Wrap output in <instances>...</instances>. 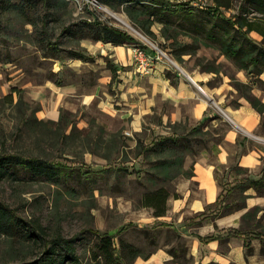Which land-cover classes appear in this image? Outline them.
Masks as SVG:
<instances>
[{"label":"rangeland","instance_id":"374dc122","mask_svg":"<svg viewBox=\"0 0 264 264\" xmlns=\"http://www.w3.org/2000/svg\"><path fill=\"white\" fill-rule=\"evenodd\" d=\"M97 1L93 5L87 0H0V154L35 155L63 165L53 180L10 166L0 178V202L23 219L39 222L47 236H75L78 261L63 264H105L97 247L102 233L112 237L119 253L121 244L138 249L133 258L123 252V264H136L135 258L146 259L157 251L168 256L160 264H264V228L251 222L254 214H248V225L255 228L247 229L251 233L245 237L243 260L209 262L203 257L207 240H201L191 254L183 228L162 223L152 215V208L139 205L143 192L158 186L172 190L173 177L166 178L157 166L161 159L197 153L212 131L223 126L194 131L187 118L163 122L153 111L143 116L141 130H131L129 118L106 108L105 100L118 92L116 55L105 53L104 42L95 40L87 27L96 19L133 35L136 42L128 46L138 74L146 71L138 70L132 47L139 45L150 53L157 46L164 52L159 61L179 72L201 73L208 87H223L231 105L240 99L252 107L250 99L256 98L263 111L252 108L260 115L259 132L264 134V72L256 75L251 66L239 68L206 37V30L226 31L216 17L230 16L239 0H232L230 8L197 0L202 1V7L197 5L202 9L185 8L191 17H172L165 35L158 21L149 24L148 33L139 28L126 14L125 4ZM248 35L261 40L255 31ZM209 103L214 105L212 100ZM185 134L188 142L181 139ZM162 135H176L179 151L171 155L169 150L150 149V141ZM178 168L175 165L172 171ZM236 195L230 194L226 206L240 203L242 194ZM222 199L220 213L225 208ZM230 233L229 229L211 233L219 240L221 253L227 252L230 241L237 244ZM34 240L33 232L0 228V264H33L42 256Z\"/></svg>","mask_w":264,"mask_h":264},{"label":"crops","instance_id":"0c3cea01","mask_svg":"<svg viewBox=\"0 0 264 264\" xmlns=\"http://www.w3.org/2000/svg\"><path fill=\"white\" fill-rule=\"evenodd\" d=\"M102 44L105 53L114 52V60L120 68L117 70V97L107 98L106 108L118 113L122 119L129 118L131 130H141L143 116L153 111L161 115L163 122L174 123L187 118L193 126L202 124L205 130L223 126L217 132L212 131L211 139L197 153L183 158L182 169L190 170L191 174L186 176L180 173L171 179L173 187L166 201V213L156 219L169 223L172 228H183L190 239L191 254L202 244L198 236L211 235L212 232L217 234L228 229H254L255 226L248 225V214H254L251 222L264 228V134L259 132V113L240 99L236 105H231L223 87H208L204 82L205 76L194 70L179 72L170 69L164 61H156L149 72L136 73L131 65V48L128 46L134 42ZM211 100L214 105L209 103ZM217 105L227 115L220 112ZM260 177L262 181L257 186L229 191L221 203L225 206L222 208L224 212L220 213V205L216 201L220 193L224 192V186ZM237 192L242 194L240 203L234 206L230 202L226 206V199L231 197L230 194L237 196ZM173 193L177 196H173ZM203 211L209 215L189 218ZM235 243L232 245L230 241L227 252L221 253L217 237L207 240L205 246L208 250L203 257L209 262L219 258L227 262L241 261L243 239L236 237ZM167 258L166 254L157 251L146 259L135 258L133 262L160 264Z\"/></svg>","mask_w":264,"mask_h":264},{"label":"trees","instance_id":"16d2710c","mask_svg":"<svg viewBox=\"0 0 264 264\" xmlns=\"http://www.w3.org/2000/svg\"><path fill=\"white\" fill-rule=\"evenodd\" d=\"M104 3L110 4V0H101ZM112 1V0H111ZM115 4H125V11L128 17L145 32L148 31L149 24L154 21L161 23L160 32L166 34L165 26L170 24L172 17H191L189 9H202L196 5H192L187 1H175L171 3L169 0H114ZM215 8L219 6L231 7L232 0H213ZM189 8V9H185ZM210 14L215 15L210 9L207 10ZM218 12V10H217ZM218 14V13H217ZM211 15V16H212ZM143 17V18H142ZM217 19L222 20L219 23L220 28H226L223 34L214 33L211 30H206V37L209 40H214L220 51L227 57L233 59L234 63L239 68H247L251 66L252 71L258 75L264 72V0H239L236 10L228 17L218 16ZM217 22V21H216ZM88 29L92 32L95 40L109 42L113 45H121L126 42H136L133 35L116 26L100 23L93 20L88 22ZM228 27L234 29L229 32ZM255 31L261 35L259 42L254 41L249 37V32ZM253 108L259 112L263 109L259 106V101L256 98L250 99ZM202 124H196L192 127L194 131L200 130ZM178 137L176 135L160 136L158 139L150 141V149L158 148L160 151L169 150L171 155L175 151H179L181 145L177 144ZM188 142L186 134L181 137ZM204 145V144H203ZM183 155L177 156L175 159H161L157 165L162 169L166 178H172L178 174L189 176L190 170L182 169ZM17 165L31 172L33 176H44L49 180L57 177L61 167L59 162H52L35 155H21L14 153L0 154V178H3L8 173L10 166ZM178 165L179 168L172 171V167ZM262 177L259 179L248 178L243 182H237L232 187L224 190V196H218L216 203L218 204L222 198H226L228 191L234 187H240L243 190L245 186H257L261 183ZM170 192L164 186H158L153 190L143 192L138 199V203L142 207L152 208V215L157 217L164 215L167 210L166 201L170 196ZM173 196H177L173 193ZM224 200V199H222ZM205 211L196 216H203ZM0 228L3 230H23V232H33L35 234V242L42 249V256L35 259L33 264H63L65 261L77 262L78 256L75 251V236L65 237L61 233H56L53 236H47L46 231L41 224L35 220H27L20 217L14 209L4 202H0ZM230 234L237 238H242L244 245L248 244L245 237L250 231H242L238 229H229ZM100 238L98 250L103 256L105 264H123L122 255L127 251L132 258L139 255L136 247L131 245L121 244L120 252L113 244L112 237L106 233L98 236ZM200 240H212L213 235L198 236ZM147 257V256H146Z\"/></svg>","mask_w":264,"mask_h":264},{"label":"built area","instance_id":"2783aa9c","mask_svg":"<svg viewBox=\"0 0 264 264\" xmlns=\"http://www.w3.org/2000/svg\"><path fill=\"white\" fill-rule=\"evenodd\" d=\"M89 1L91 4L93 5H97L98 1L97 0H87ZM183 1H187L192 5H198L200 7H202V1H197V0H183ZM182 1V2H183ZM181 2V1H180ZM157 49V51H152L150 53H148L147 50H145L143 47H140L139 45L133 46L132 47V54L133 57L135 58V63L137 65L138 70H142V71H150L154 65V63L156 61H159L161 56L160 54H164V52L158 48L157 46H155ZM169 61L174 63L172 59H170L168 57ZM199 90H202V88L200 86H198ZM217 108L219 109L220 112H222L224 115H227L225 110L223 108H221L220 106L217 105Z\"/></svg>","mask_w":264,"mask_h":264}]
</instances>
